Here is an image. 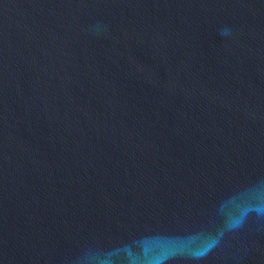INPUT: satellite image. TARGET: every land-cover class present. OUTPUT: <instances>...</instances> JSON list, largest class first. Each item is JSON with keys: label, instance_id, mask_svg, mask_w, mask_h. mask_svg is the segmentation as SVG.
Listing matches in <instances>:
<instances>
[{"label": "water", "instance_id": "95a60500", "mask_svg": "<svg viewBox=\"0 0 264 264\" xmlns=\"http://www.w3.org/2000/svg\"><path fill=\"white\" fill-rule=\"evenodd\" d=\"M0 264H264V0H0Z\"/></svg>", "mask_w": 264, "mask_h": 264}]
</instances>
